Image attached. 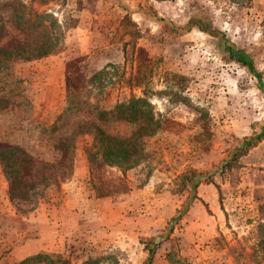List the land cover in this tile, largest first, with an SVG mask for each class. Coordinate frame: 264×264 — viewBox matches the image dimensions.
<instances>
[{
    "label": "rangeland",
    "instance_id": "374dc122",
    "mask_svg": "<svg viewBox=\"0 0 264 264\" xmlns=\"http://www.w3.org/2000/svg\"><path fill=\"white\" fill-rule=\"evenodd\" d=\"M141 1L147 10L158 12L162 19H171L175 8H179V17H175L178 25H134L128 15L111 12L110 4H114V0H32L27 6L35 10L40 5L45 6L56 14L53 17L57 21H62L59 28L55 26L60 40L52 54L59 55L60 59L64 57V100L67 101L68 96L67 65L73 61L84 75L83 81H88L90 86L81 91L80 97L93 107L86 109L87 106L78 113L68 111L65 119L57 118L62 124L45 131L38 119L41 112L37 110L36 103L42 106L46 95L39 92L33 101L34 93L29 89L31 69L24 66L26 64L16 66L14 60H0V124L6 127L5 132L22 131V136L15 137L13 142L0 141V165L4 167L5 178L8 182L10 179L17 182L20 188L16 192L22 196L26 197L27 189H30L32 202L38 205L51 196L49 192L46 194V188L60 186L74 178L72 157L77 149L90 148L95 126L114 137L131 135L133 125L124 121L99 122L94 117L96 110L111 109L133 96L146 97L161 119L162 130L145 140L142 165L125 173L126 191L122 190L124 184L118 178L121 172L118 169L97 168L93 174L96 184L91 180L94 192L111 195L116 191L114 197L119 200L148 182L156 190L163 184L167 186L164 192L157 191L158 199L150 203L149 212L152 213L151 218L156 219L163 213V218L170 221L165 219L164 230L155 231L150 238L140 239V246L146 254L142 264H146L148 248L154 251L153 256L157 250L163 253L169 264L207 262L198 257L206 248L212 253L207 255L211 257L209 261H215L214 264H264L256 248L258 227L264 224V95L257 93L256 101L262 103L256 108V130L253 127L255 131L252 134L247 135L245 130L224 132L219 126H214L199 98L205 96L206 100L213 101L212 94L217 95L223 85L230 88L234 82L227 76L219 79L216 75L194 85L200 69L189 61L196 53L190 45L197 41V47H201L202 36L189 31L188 25L195 16L198 26L214 35L224 29V34L228 33L230 39L238 43L237 49L242 51H250L253 47L252 26L256 25V65L264 74V0H164L157 4L154 0ZM16 6L14 4L16 20L7 7L0 8V52L6 49L9 52L12 48L13 51L30 49L43 39V28L30 26L32 13L27 15L26 7ZM31 19L38 20L35 15ZM42 21L52 25L49 19ZM12 22L19 25H7ZM113 22L117 25H112ZM222 48V45L216 47L213 43H206L203 47L217 55ZM220 53L218 56H223L224 53ZM12 55L5 57L13 58ZM223 65L226 66L224 61L221 63L217 58L210 61L209 67L214 70ZM223 68L228 71V68ZM99 71L102 75L97 83H93L91 77ZM260 78L264 81L262 75ZM209 87V92L204 93ZM225 102L229 105L234 103L233 95H228ZM31 120L34 122H29ZM65 135L71 137L74 148L70 149L64 161L59 157L58 145ZM243 135L246 136L242 138ZM231 158L234 160L227 162L225 170L220 173L223 161ZM191 175H194L192 180L201 175L198 177L200 185H212V196H215L212 204L201 201L202 198L198 202L196 189L199 184L191 192H186L192 184L186 182ZM110 177L115 180L109 181ZM86 188L85 192L89 190L88 186ZM206 198L209 199L210 195ZM135 202L126 210L137 212ZM89 210L91 212V208ZM18 211L23 219L29 218L27 204L22 203ZM92 214L89 216L88 210L84 212L83 222L87 227L100 221L96 212ZM205 214L210 217L207 221L196 222L192 218ZM3 225L6 237L0 239V247L4 246L7 253L30 237L26 219L20 223L5 217ZM17 229L24 232L22 236L18 237ZM187 231L196 240L195 249L188 248L185 240ZM93 239L86 238L71 247L68 255L61 256L63 263L84 264L91 258H97L102 264H126L120 262L124 255L117 250L111 255L103 251L90 254L96 250ZM106 245L111 247L108 242ZM195 252L197 256L193 257ZM212 256L217 258L213 260ZM128 259L124 260L128 262ZM7 261L11 264L10 259ZM132 262L136 264V260Z\"/></svg>",
    "mask_w": 264,
    "mask_h": 264
},
{
    "label": "crops",
    "instance_id": "0c3cea01",
    "mask_svg": "<svg viewBox=\"0 0 264 264\" xmlns=\"http://www.w3.org/2000/svg\"><path fill=\"white\" fill-rule=\"evenodd\" d=\"M163 1L164 0H154V3L157 4ZM31 3L32 0H0V8L7 7L6 9H9V14H11L13 20H16L17 11L14 8V4L26 7L27 15H30V13H33L32 11L35 10L34 7L27 8ZM41 6L42 5H40V7ZM40 7L38 8L39 12H47L53 16L56 15L55 13H51L45 6ZM110 7H112L111 12L115 13L118 11L121 15H128L130 21L134 25H160L161 23L178 25L175 21V17H179L180 9L177 7L174 10V14L172 13L173 16L170 15L171 19H166L164 17L162 19L158 12H150L145 8L144 2L141 0H139V2L114 0V4H110ZM250 10H254L255 12L256 8L250 7ZM193 15L196 14L193 13ZM31 18L32 15H30V24L32 21ZM57 22L56 24L60 27L62 21L58 20ZM111 24L117 25L115 22ZM7 25L19 24L12 22V24ZM80 25L85 24L80 23ZM188 25L190 27L189 31L202 36V42L200 43L201 47H197L199 46V42L197 41L190 45V49L196 51V53H194L195 57H192L189 61L200 69L198 78L193 82L194 85L200 84L202 80L208 81V79H212L216 75L219 76V79L227 76L231 82H234V85L231 84L230 88L223 85L222 88H219L220 91H217V95L212 94L213 101L208 98L206 100L205 96L199 98L208 111L213 125L219 126L220 130L224 132L245 130L244 132L247 131V135L252 134L256 130V108L262 103L256 101L258 96L257 93L259 92L264 95V81L260 78L261 75L264 77V74L261 73V68H257L256 65V25L252 26L253 41L251 43H253V47L250 51L237 49L236 46L238 43H236L234 39H230L231 36L228 33L224 34V29H222L220 34L214 35L213 32L198 26L200 24L195 16L189 20ZM206 43H213L216 47L219 45L221 47L222 45L223 48L221 50L218 49L219 54L221 55L220 52H222L225 55L218 56L219 54L217 55L212 51L203 49ZM80 47L83 49V46L80 45ZM52 53L34 59L13 61V63H16V66L26 64L24 66L31 69L30 78L32 82L29 84V89L30 93H34L33 101H35V95L37 96L39 92L40 95H46V98L42 101V106H39V104H37L38 102L36 103L37 110L41 112L38 119L40 120V125L42 124L41 126L46 128L44 129L45 131L50 127L52 130L53 126L57 127L62 124L58 120L59 118L61 119L60 116L66 111V101L64 100V57L60 59L59 55H54ZM217 58L221 63L224 61L226 66L223 65V67L228 68V71H225L226 69L222 66L214 70L210 69V61H216ZM210 87H212L211 84ZM210 87L205 89L204 93L209 92L211 89ZM47 94L50 96L47 97ZM228 95H233L235 100L231 105L225 102ZM206 103H208V106ZM33 120L29 122H34ZM253 127H255V130ZM5 128L4 125L0 124V141L13 142L15 137L22 136L21 130L5 132ZM244 136L246 135H243L242 138ZM70 138L71 137L65 135L59 143L61 145L63 143H71L72 140ZM35 140L39 139L35 138ZM58 146L60 147V145ZM59 151L61 153L59 156L60 159H64L65 153L61 151V148ZM41 157L43 156L41 155ZM73 158L74 164H72V166L74 178H71L67 183L60 184V186H49L46 188V194L49 192L51 196H46L47 198L40 201L38 205L32 202V197H30L28 201L22 202L12 201L10 199L9 182L5 178L4 167L0 165V216L11 217L13 221L20 223L22 220L26 219L29 222L30 233V237L24 243L15 246L13 250L8 253V256L17 262L39 254H51L61 257L68 255L71 247L79 245L81 241L86 238L93 237L96 243V245H94L96 250H93L90 254L103 251L104 254L111 255L116 252H114V250H117L124 255V259L129 257L128 262L124 259H121L122 261L120 262L133 264L134 262H132V260H136V264H142L145 260L144 255L146 254L144 249L140 246V239L143 237L150 238L155 231L164 230L166 226L164 222L165 219L170 221L167 217L163 218V213L158 215L156 219L151 218L150 215L152 213L151 211L149 212L150 203L157 200V196H159L158 192H164L167 186L163 184V186L159 187V190H156L154 185L148 182L144 184L142 188H136V190L134 189V191L131 192L129 191L128 195L122 200L117 199V196L114 197L117 193L116 191H113L111 195L103 192L98 194L93 190V185L96 184V180L93 176L95 171L89 166L86 149H77L72 159ZM106 168L112 170L118 169L120 171V169L116 167ZM119 176L118 178H120L124 184L122 190L126 191L127 183L122 172H119ZM91 180L94 183H92L93 185L91 184ZM108 180L114 181L115 179L110 177ZM199 185L196 189L198 193V195L196 194L198 202H200L199 199L202 198L201 201L212 204L215 198V196H212V185L209 183ZM87 186L89 190L85 192ZM189 187L190 189L188 188L186 191L188 193L192 191L194 187L193 183L189 184ZM207 195H210L209 199L206 198ZM134 200L136 201L134 206L137 205V212L135 213L130 212L129 210L131 209L126 210V207L130 206ZM22 203L27 204L29 207V218L23 219L17 213L18 207H21ZM196 204L197 203L194 205ZM31 207L33 208L31 209ZM89 208H91V212ZM85 210H88L89 216L93 215V211L96 212V214H98L96 217L98 219L100 218V221H97L95 225L90 224L92 226L87 227L83 222ZM208 216L209 215L205 214L201 217L195 216L192 218H194L196 222L207 221L208 218H210ZM87 228L94 230L95 233ZM88 230H90L89 233ZM16 232L18 237L22 236V233H24L22 230L19 231L18 229ZM185 240L189 249L196 248V240L188 231L185 234ZM106 242H108L111 247L107 248ZM197 250L199 251V249ZM208 253L212 254L207 248L206 250L200 251L198 257L203 258V260L206 259L207 262L199 264H214L215 261H209L211 257L208 258ZM196 254L195 252L192 256L195 257L197 256ZM216 258L217 257L214 258V256H212L213 260ZM151 264H169V262L166 256L157 250Z\"/></svg>",
    "mask_w": 264,
    "mask_h": 264
},
{
    "label": "trees",
    "instance_id": "16d2710c",
    "mask_svg": "<svg viewBox=\"0 0 264 264\" xmlns=\"http://www.w3.org/2000/svg\"><path fill=\"white\" fill-rule=\"evenodd\" d=\"M32 16L35 15L38 20L31 21L30 26L33 28H43V39L40 44L33 48H25L22 51H13L2 50L0 52V60H26L34 59L41 56L48 55L58 47L59 40L56 36L57 29L59 28L57 20L53 17L52 14L47 12H37L32 11ZM49 19L52 23L47 25L42 20ZM56 26V28H55ZM52 27V28H51ZM125 47V44H124ZM13 52V55H12ZM12 55L13 58H7L5 56ZM76 62H69L67 65V88L68 96L66 101V112H64L60 117L65 118L68 111H75L76 113L81 112L86 109L93 107L89 104L88 101H84L81 97V91L86 90L88 87V81L84 82V75H82L80 69H78ZM74 70V71H73ZM71 73V76L69 75ZM98 73H101L99 71ZM94 74L91 77L93 83H97V79L101 74ZM89 80V79H88ZM90 83V81H89ZM95 119L99 122L110 123L124 121L133 125L134 129L131 135L127 138L114 137L106 133L103 129L95 126L91 133L92 144L90 148L86 149V154L89 162L90 168L95 171L97 168L102 167H116L119 168L122 174L125 176V173H128L130 170H134L142 165L144 162L143 150L145 140L155 134L157 131L162 130L161 119L159 118L158 113L155 112L154 105L146 97H130V99L116 104L113 108L104 110L97 109L96 114H94ZM60 145V143H59ZM243 146V145H242ZM64 152V161L65 157L69 156L70 149L74 148V145L67 143L60 145L59 150ZM223 161L220 168V173L225 170L227 162ZM234 160V159H233ZM67 164V163H66ZM69 168V165H68ZM70 169V168H69ZM201 175H198L200 177ZM194 175L187 178V183H193V186H196L200 183L198 177L195 180H192ZM186 183V184H187ZM20 186L15 182V180H9V197L12 201H28V198L32 197L31 190L27 189L28 195L26 197L16 192ZM194 188V187H193ZM15 206V205H14ZM17 207V206H16ZM3 218V219H2ZM5 220L4 216H0V239H3L5 236V227L3 225ZM4 246L0 247V264H9L7 259L11 260V264H29L30 262L39 263V264H64L63 260L59 256H50V255H37L25 259L22 262L14 261L7 254L8 251H5ZM256 248L260 253L264 261V224H260L258 227V238L256 240ZM5 252L7 254H5ZM154 251L152 248L147 249V260L146 264H151ZM257 253V252H256ZM54 258V259H52ZM84 264H102L99 259L91 258L86 261Z\"/></svg>",
    "mask_w": 264,
    "mask_h": 264
}]
</instances>
